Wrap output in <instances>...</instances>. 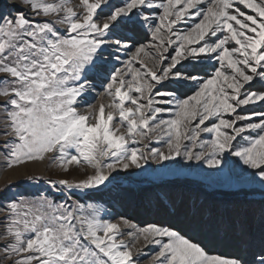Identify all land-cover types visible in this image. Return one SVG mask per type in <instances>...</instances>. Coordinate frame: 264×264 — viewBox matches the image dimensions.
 I'll return each mask as SVG.
<instances>
[{"label":"snow or ice","instance_id":"1","mask_svg":"<svg viewBox=\"0 0 264 264\" xmlns=\"http://www.w3.org/2000/svg\"><path fill=\"white\" fill-rule=\"evenodd\" d=\"M9 7L15 15L0 13V112L8 167L46 156L65 172L70 165L87 164L93 175L74 184L52 183L94 189L108 179L105 168L141 167L146 157L129 148V141L159 130L168 153L153 148V158L182 155L219 168L220 157L230 153L264 187V111L240 114L245 106L264 105V0H210L207 7L202 0H78L75 5L17 0ZM24 9L43 22L27 18ZM189 18L198 22L176 27ZM140 33L150 37L147 43L139 42ZM122 52L128 57L123 61ZM93 78L103 81L113 111L105 113L101 104L95 122L88 123L76 103L94 90ZM157 102L174 107H154ZM165 111L172 118L159 119ZM117 113L127 126L119 135L112 127ZM249 132L255 135H244ZM201 133L211 139L200 140ZM240 137L243 143L233 151ZM105 157L112 162L104 163ZM88 207L85 215L83 205L56 203L45 194L10 199L0 221L7 264H136L128 243L118 239L121 223L135 228L127 233L133 240L159 247L153 264H264V230L251 257L226 255L200 238L195 218L191 231L182 233L159 223L136 227L124 218L103 220Z\"/></svg>","mask_w":264,"mask_h":264},{"label":"rangeland","instance_id":"2","mask_svg":"<svg viewBox=\"0 0 264 264\" xmlns=\"http://www.w3.org/2000/svg\"><path fill=\"white\" fill-rule=\"evenodd\" d=\"M16 2L17 0L1 1L0 13L10 12L15 15L16 9L9 6ZM113 2H116V0H113ZM155 2L159 3L162 0H155ZM209 2L210 0H202L203 7H207ZM70 3L75 5L78 0H70ZM24 12L27 18L35 22H43L44 18L33 17L32 13L27 9H24ZM101 16H103V13H101ZM195 22L198 21L194 18H189L176 27L185 29L191 27ZM57 27L60 28L61 34H64L63 27ZM138 39L140 43H147L150 37H145L143 33H140ZM132 50L134 51V49ZM119 55L121 61L128 58L123 52ZM145 62L151 67L150 60L145 58ZM116 66L119 67L121 65L117 63ZM208 71H211L210 67ZM93 82L94 90H90L78 97L76 103L80 114L88 115V123L95 122V115L101 104L105 106V113L113 111V109L108 107L111 103V98L104 92L103 81L99 78H93ZM159 90L170 91L171 89ZM185 91L186 94H191V92ZM156 99L161 101L171 98L157 97ZM89 105L91 106V111L89 110ZM154 107L170 109L174 105L157 102L154 103ZM251 111H264V105H260L258 102L256 105L245 106V111L240 114H247ZM170 118L172 116L169 111L159 114V119L167 120ZM4 122V114L0 112V170L11 168L7 165L5 159L7 153L3 147L5 143L3 135ZM112 127L114 130L118 129V135L127 131V126L121 125L118 113L115 116ZM244 135H255V133L249 132ZM208 139H211V134L201 133L200 140ZM184 143L188 147H192L191 142L184 141ZM241 143H243V137L238 138L234 142L233 151ZM132 147L139 149L146 157V160L140 161L141 167L131 166L128 169L116 168L113 170L105 168L103 171L108 176V179L103 185L94 189L69 190L59 183L53 185L52 182L61 179H66L73 184L77 183L87 176L93 175L94 169L82 163L78 166L70 165V170L65 172L49 156L44 159V169L32 168L28 165L23 171L13 174L11 180H1L0 178V221H2L4 216L3 207L10 199L20 195L31 199L40 194H45L56 203L83 205L85 215L91 211L88 207L91 204L96 209L100 219L119 223L121 218H124L136 227H143L149 223H159L165 226H172L182 233H187L191 231L189 222L195 218L201 226L198 233L200 238L214 243V246H210L211 250L226 255L240 252L248 257H251L252 253L258 250L261 232L264 230V203H257L258 206L254 205L253 202L256 199L246 195L244 200H234L233 202H225L224 198L220 199L218 197L217 199L214 198L217 196H209L213 193L219 195L220 192L228 193L229 191L232 194L234 191L241 192L243 189L259 192L253 194L254 197L259 194L264 196V187L259 182H254L249 178L251 170H245V166L238 162V157H234L230 153L223 154L220 157L223 163L219 168H210L203 161H188L182 155L171 160L160 161L158 157L153 158L151 154L153 148L163 151L165 154L168 153L166 137H162L159 130L150 133L148 139L137 137L136 143H132L130 140L129 148ZM71 151L74 152V150ZM193 151H200V149L197 147ZM103 162L111 163L112 161L110 158L105 157ZM0 173L2 172L0 171ZM29 177L32 179H29ZM251 204L253 211L259 208L258 214L261 213V216L256 219L258 222H253L250 219L249 222H246L248 220L247 217L250 218ZM236 223L237 226L235 225ZM120 230L123 234L118 236V239L128 243V246L132 249L136 264H153V256L159 251V247L155 244H146L142 238L138 240L130 238L127 233L128 231L135 232V228H129L121 223ZM240 230L246 231L245 234L247 236L243 235L245 237L244 242L241 240V235H239ZM2 231L3 223L0 222V232ZM164 239L166 240L167 238ZM2 244L3 241H0V247H2ZM250 244L254 246V250L248 255L244 250L249 248ZM240 245L243 246V251L238 250L237 246ZM225 246L231 249L227 250ZM236 248L237 250H235ZM0 264H7V258L2 251H0Z\"/></svg>","mask_w":264,"mask_h":264},{"label":"trees","instance_id":"3","mask_svg":"<svg viewBox=\"0 0 264 264\" xmlns=\"http://www.w3.org/2000/svg\"><path fill=\"white\" fill-rule=\"evenodd\" d=\"M171 183H173V182H171ZM214 189V188H213ZM201 190V189H200ZM202 191V190H201ZM208 192V191H207ZM251 192H254V193H251ZM206 193V192H205ZM225 193H227V192H225ZM225 193H221L220 192V194L219 195H216V193H213L212 195H209L208 193H206L207 195H209V196H211V197H214V196H217V197H214V198H217L218 199V197L221 199V198H224L223 200L225 201V202H228V201H234V200H236V201H238V200H244L245 199V195L246 196H249V197H251V198H255L256 200L253 202V204L254 205H257V203L258 204H260V203H264V196L262 195V194H259L257 197H254V195L253 194H257V193H259V192H256V191H254V190H252V191H250V190H247V189H243V190H241V192H237V191H234V192H232V194H231V191H229L227 194H229V195H224ZM244 196V197H243ZM231 198V199H230ZM233 198V199H232ZM240 198H243V199H240ZM251 206V210H250V218L249 217H247V219L248 220H246V222H249V219L251 220V221H257L256 219H258L260 216H261V213L260 214H258V210H259V208H258V210H255V211H253V208H252V204L250 205ZM258 206V205H257ZM257 206H255V207H257ZM231 207V206H230ZM238 215V214H237ZM223 218V217H222ZM235 220H236V218L233 220L234 222H235ZM240 222V221H239ZM258 222V221H257ZM238 223V222H237ZM237 223L235 224L236 226H237ZM219 225V224H218ZM221 225V224H220ZM246 233V231L245 230H240V234L239 235H241L240 237H241V240L244 242L245 240H244V236L243 235H246L245 234ZM247 236V235H246ZM230 242V241H229ZM233 245V244H232ZM210 246H214V243L213 242H211V245ZM238 247V250H241V251H243L244 249H242L243 248V246H237ZM258 247V246H257ZM225 249H231L230 247H227V246H225ZM235 250H237V248L235 249ZM235 250H233V251H235ZM254 250V246H252V244H250L249 245V248H246L244 251H246L245 253H247L248 255L252 252ZM232 251V252H233Z\"/></svg>","mask_w":264,"mask_h":264},{"label":"bare ground","instance_id":"4","mask_svg":"<svg viewBox=\"0 0 264 264\" xmlns=\"http://www.w3.org/2000/svg\"><path fill=\"white\" fill-rule=\"evenodd\" d=\"M3 1V0H1ZM30 166L32 168H37V169H44V160L43 161H29V162H25L23 164H19V165H14L12 166L11 168H8V169H3V170H0L2 173H0L1 175V180H11L12 178V175L15 174V173H18L19 171H23L24 168L26 166ZM11 175V176H10Z\"/></svg>","mask_w":264,"mask_h":264},{"label":"water","instance_id":"5","mask_svg":"<svg viewBox=\"0 0 264 264\" xmlns=\"http://www.w3.org/2000/svg\"><path fill=\"white\" fill-rule=\"evenodd\" d=\"M0 2H1V0H0Z\"/></svg>","mask_w":264,"mask_h":264}]
</instances>
